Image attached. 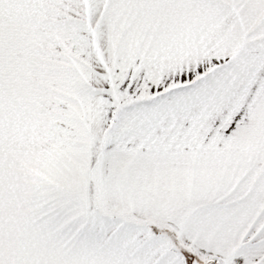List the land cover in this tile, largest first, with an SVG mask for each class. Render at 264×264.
I'll list each match as a JSON object with an SVG mask.
<instances>
[{"label":"snow or ice","instance_id":"obj_1","mask_svg":"<svg viewBox=\"0 0 264 264\" xmlns=\"http://www.w3.org/2000/svg\"><path fill=\"white\" fill-rule=\"evenodd\" d=\"M0 264H264V0H0Z\"/></svg>","mask_w":264,"mask_h":264}]
</instances>
